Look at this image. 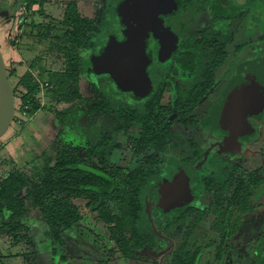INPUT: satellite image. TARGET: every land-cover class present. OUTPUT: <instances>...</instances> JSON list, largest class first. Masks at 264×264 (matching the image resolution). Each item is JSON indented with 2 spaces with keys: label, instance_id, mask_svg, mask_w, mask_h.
Masks as SVG:
<instances>
[{
  "label": "trees",
  "instance_id": "16d2710c",
  "mask_svg": "<svg viewBox=\"0 0 264 264\" xmlns=\"http://www.w3.org/2000/svg\"><path fill=\"white\" fill-rule=\"evenodd\" d=\"M48 1L1 3L13 10L24 8L21 24L29 31H21L11 45L19 41L36 47L27 52L33 59L21 51L28 68L24 62L7 68L9 81L20 102L18 112L28 118L50 112L70 131L83 126L86 141L67 144L60 129L56 149L44 150L33 159V163L42 161V166L27 172L11 163L8 172L0 170V242L18 252L0 254V264L14 258L35 264L39 254L31 219L41 222L49 247L57 249L65 247L67 234L84 221L86 212L105 227L114 244L113 254L131 262H149L147 253L153 251L163 254L158 262L153 260L155 264H220L230 251H242L234 242L243 233V218L263 208L264 198L258 204L254 201L264 191V170L252 173L236 166L226 181L203 175L198 180L199 195L210 199V206L202 210L189 207L183 214L168 215L161 210L153 189L160 180L154 171L160 155L193 163L203 154L206 147L195 135L200 133L199 112L206 102L200 103L222 72L231 69L226 68L228 48L235 37L219 34L186 42L182 47L196 53L191 80H176L178 72L169 68L153 88L152 81L139 72L116 70L117 64L103 54L109 35L116 31L115 19L120 20L116 7L122 0H109L104 13L95 18L83 16L78 2L72 1L65 5L61 20H54L43 9ZM34 4L42 8L31 15H43L44 23L26 24ZM162 39L164 49L171 51L174 38L164 34ZM95 55L101 62L91 59ZM87 66L97 82L84 86ZM168 84L174 89L170 88L173 96L166 103ZM121 137H129L132 157L144 161L124 175L114 161L125 148ZM209 219L212 226L206 231L201 225ZM261 243L264 246V240ZM254 252L242 253L249 257V264H264Z\"/></svg>",
  "mask_w": 264,
  "mask_h": 264
},
{
  "label": "rangeland",
  "instance_id": "374dc122",
  "mask_svg": "<svg viewBox=\"0 0 264 264\" xmlns=\"http://www.w3.org/2000/svg\"><path fill=\"white\" fill-rule=\"evenodd\" d=\"M72 1L78 2L83 16L95 18L97 14L101 15L104 13L108 0H50L44 4L43 9H45L46 13L54 20H61L64 15L65 5ZM244 1L245 0H239L240 3ZM2 2L3 0H0V50L5 59V63L7 68H11L13 63L24 62L27 66L26 68H28L29 63L26 61L21 51L26 53L25 56L33 59L35 58L34 55L28 54L27 52L32 50V52H34L36 47L31 44L20 43L19 41L15 42V46H12L10 43L14 37H17V35L19 36L21 31H29L28 28H25V24H21V15L24 12V8L18 6L13 10L8 7H3L1 5ZM25 3L26 2H24V5H26ZM41 8L39 4L33 5L31 13L28 14L26 24H31L33 21L38 24L44 23L43 15H31L33 12H39ZM192 13H194L193 19L186 21V23L183 17L180 19V29L184 34L209 27L208 13H205L204 16L197 11H193ZM13 14L14 17H12ZM245 14H247L245 19L239 24L236 41L229 47L230 49L228 48L229 53L226 68H231L234 64L242 65L249 60L264 57V44L259 42L260 37L264 35V0H255L250 5V11L247 13L245 12ZM115 21L119 22V19H115ZM46 23L49 24L50 21H46ZM115 28H117V26ZM199 39L200 37L198 40ZM236 46H241V49L236 50ZM182 52L183 50L176 52L175 59L178 58L181 60L183 58ZM167 59L170 61L172 57L168 56L162 59L165 65L168 62ZM42 65L44 66L45 62H43ZM191 65H194V60L191 62ZM183 69L180 70L181 74L179 78H189L191 73L186 71L185 67H183ZM90 71V67L87 66V73L83 76L84 86L97 82V78L93 76ZM234 72L235 70L232 71V73ZM230 76H228V79H230ZM15 82L16 80L14 83ZM170 99L171 93L167 91L166 103H168ZM41 101L45 104V99H41ZM19 103V100L16 99L17 121L12 124L8 133L0 140L1 172H8L11 169V163L27 172H32L33 167L42 166V161L33 163V159L41 156L44 150H49L48 152L51 153L53 149H56L58 130L60 129H62L66 135L67 144L83 145L85 143L86 137L82 132L83 126L70 131L68 128H63L58 119L47 111L40 112L28 118L24 114L18 112L20 110ZM210 105L211 103L208 102L205 104V107L201 108L199 114L201 119L204 120L201 122L200 133H195V135L198 136L200 144L206 148L216 142L220 143V145L217 146L216 149H213L211 146V152L203 157L201 162L192 170L190 179L192 183H196L198 188L197 193H200L202 190L198 180L203 175L213 176L220 181H225L236 166L244 171L250 172L258 169L257 172H261V168L264 170V108L260 115L246 118L248 124L254 130L248 127L247 132H242V134H239L240 136L236 137L234 140L231 134V121H223L222 124L219 119H210L211 117L205 118L208 115L209 107H211ZM206 108L208 109L207 112ZM77 111L79 112V108ZM99 127L100 124H96V128ZM220 130L224 133V138L221 142L218 140L220 138L216 136L217 134L220 135ZM185 137L188 139V136L185 135ZM128 138L129 137L120 138V142L125 148L116 155L114 160L116 165L123 169V175L144 163L142 160L143 158L135 159L132 157ZM149 155L151 156L152 153ZM181 166L182 165L177 162V160H173L167 155H160V163L154 170L160 179L153 188L159 200L158 207L170 215L183 214L186 209L185 207L190 206L195 199L194 191L190 189L191 183L190 185L188 183L190 179H188L187 187L184 186L185 182L181 179L183 174L180 172L183 169ZM172 172L177 173L175 175L176 182L168 181L167 178H165L169 177ZM172 187L177 188L174 193V199L172 194L170 195V188ZM183 188L190 191L188 192V197L191 199L187 198L188 201H186V197H183L184 194L181 196L179 193L185 192ZM258 194L259 200L254 201L255 204H258L264 198V191ZM262 203L264 204V202ZM210 204V199L201 197L198 194V198L191 206L197 210H202L208 208ZM79 205L80 207L82 206L83 210L85 209L83 207L84 203L80 202ZM85 214L86 217L84 221L78 227H75L72 232L67 234L65 247H58L57 249L49 247L46 238L47 230L42 226L41 222L31 219L32 235L39 254V256L36 257L35 264H106L107 262L109 264H155L163 255L162 253L156 255L155 252L148 251L147 254L152 258H150L149 262L142 261L137 263L122 259L119 255L113 254L114 244L109 239L103 224L90 212H86ZM243 219V233L241 237L239 236L234 242L242 251H230L220 264H249V257H246L247 255L244 256L242 252H247L248 249L259 250L261 247V243H258L260 239H258V237L264 236V205L261 210H257L254 214H251V216L244 217ZM201 226L206 231L210 230L212 219L205 221ZM251 238H254L256 241L249 240ZM51 249L54 252H52ZM28 252L31 253L30 251ZM11 253L18 252L15 250L9 251V247L5 243L0 242V254L8 256V254ZM64 258L67 259L66 262L63 261ZM153 260L155 262H153ZM23 262L21 258L20 260H16V258L5 260L6 264H22Z\"/></svg>",
  "mask_w": 264,
  "mask_h": 264
},
{
  "label": "water",
  "instance_id": "95a60500",
  "mask_svg": "<svg viewBox=\"0 0 264 264\" xmlns=\"http://www.w3.org/2000/svg\"><path fill=\"white\" fill-rule=\"evenodd\" d=\"M180 3L181 0H124L121 2L116 12L120 20L128 23L125 41L120 42L115 36H110L103 50L104 56L117 64L116 70L121 72L133 70L143 73L152 60L151 55L145 52L146 36L162 28V21L158 18L159 13L174 9ZM92 60L101 62L102 59L100 56H93ZM218 86L216 85L203 101ZM223 101L221 106L213 110L210 119H219L222 124L223 121L235 122L237 127L240 126V131L243 129L247 132L250 125L246 118L260 115L264 108V58L251 61L239 68L237 76L224 90ZM16 113L15 93L0 50V140L14 123Z\"/></svg>",
  "mask_w": 264,
  "mask_h": 264
},
{
  "label": "flooded vegetation",
  "instance_id": "af4514ba",
  "mask_svg": "<svg viewBox=\"0 0 264 264\" xmlns=\"http://www.w3.org/2000/svg\"><path fill=\"white\" fill-rule=\"evenodd\" d=\"M123 1L124 0H122L121 2H123ZM254 1L255 0H245L244 1L245 3L244 2L240 3L239 0H181V3L177 7H175L174 9L159 13L158 18L162 21V28L159 30H156L155 32L149 33L146 36V47H145L146 50H145V52L147 55H151L152 60H151L150 64L147 66L146 70L143 71V73H141V75L146 80L150 79L152 81L151 83H152L153 88L156 86L155 81L160 80L161 76L165 77V71H166V69L168 70L169 68H172L171 70L173 71V73L175 71L178 72L177 76H175L176 80L184 81V82L190 81L192 74L195 71V57H193V56L196 53H194L191 49L183 48L182 47L183 44H186V42L191 43L193 38L197 42H200L205 36H214V35L219 36V34L220 35H222V34L227 35L230 37L234 36L235 37V40L233 42V44H234L236 41V35L239 31V28H238L239 24L245 19L246 15H247V14H245V12L247 13L248 11H250V5ZM108 2H109V0L107 1V4H108ZM121 2H119L117 4V6ZM179 10H180V12H179ZM193 11H197L199 14H203V16L205 15V13H208L209 27L208 28H202V29L196 30L194 32H188L187 34H184V33H182V30L180 29V25H181L180 19H181V17H183L185 19V23L188 20L189 21L192 20L194 17V13H192ZM116 26H117V28H115L116 29L115 33L109 35V37L115 36L120 42H124L125 41V32L127 31L128 23H124L122 20H119V22H117L114 27H116ZM164 34H167V35L170 34L174 38V48L171 51H166L164 49L165 41L162 39V36H164ZM109 37H108V40H109ZM199 37H200V39L198 40ZM259 42L264 44V35L260 37ZM107 43H108V41H107ZM107 43H106V46H107ZM106 46L104 48H106ZM104 48H103V50H104ZM180 50H183V52H182L183 58L181 60H179L178 58L175 59L176 58V52H178ZM188 53H190V54H188ZM228 53H229V51H228ZM168 56L172 57V59L170 61L167 59L168 62L165 65L162 62V59H165ZM263 58L264 57H262L260 59H263ZM260 59L249 60V61L243 63L242 65L234 64L228 72L227 71L222 72L223 74H222L221 78L217 80V82L211 88V90L216 85H219V86L215 89V91L206 100H204V101L202 100V102L200 103V105L203 104L204 102L211 103V105H210L211 107H209V111L206 108L207 109L206 112L208 111V115L205 118L211 117L213 110L216 107L221 106L223 104L224 90L228 86V84L231 81H233V79L237 76L239 68L244 66L245 64L251 62V61H258ZM193 60H194V65L192 66L191 62ZM183 67H185L186 71H189L191 73L189 78H179L180 74H181L180 70H182ZM233 70H235L234 73H232ZM230 75H232V76H230ZM228 76H230V79H228ZM172 77L174 78V74H172ZM170 81L174 82L173 80H170ZM170 88L174 89L172 85L168 84L166 89H165V92H164L165 102L167 101L166 100V92L167 91H170L171 99H172L173 93L171 92ZM249 119H248V121H249ZM203 120H202V122H203ZM249 129L254 130L251 127ZM241 130L242 131H240V130L238 131V127L234 123H232L231 134H232V136L234 135V137H233L234 140L236 139V137L240 136L239 134L244 132L243 129H241ZM219 134L220 135L217 134L216 136H218L220 138L218 140L221 142V141H223V138H224L223 134L224 133L220 130ZM219 145H220V143H218V142H216L214 144L212 143L209 147L205 148V150H204L203 154L200 156V158L198 160L194 161L193 163H181V161L177 160V162H179L182 165L181 167H183V169L180 172L183 173L181 179L185 182L184 186L187 187V184L189 183V185H190V183H191L190 189H191V191H194L195 199L191 205H193L195 203V200L198 198V194H199V193H197L198 188H197L196 183L195 182L192 183L191 179H190V176L192 175V170H193V168H195V166L197 164H199L201 162L203 157H205L208 153L211 152L210 151L212 149V148H210L211 146L213 147V149H216L217 146H219ZM173 160H176V159H173ZM258 170H256V171L253 170L252 173L257 172ZM261 171H263L262 168H261ZM247 172H250V171H247ZM176 174L177 173L172 172V174H170L169 177H165V178H167L168 181L176 182V177H175ZM188 179H190L189 182H188ZM175 190H177V188H175V187L170 188V195L172 194L173 199H174ZM184 190H185L184 193H181V192H179V193L181 194V196H182V194H184L183 197H186V201H188L187 198H190V197H188V192H190V191L187 189H184ZM191 205L187 206L185 208L187 209L189 207H193ZM173 215H175V214H173ZM263 237L262 236L258 237V239L260 238L258 240V243H261L264 240ZM252 239L254 242L256 241L254 238H252ZM260 246H263L262 243L260 244ZM254 251H255L254 253H255L256 257L258 259H260L262 261V263H264V246L260 247L259 250H254Z\"/></svg>",
  "mask_w": 264,
  "mask_h": 264
}]
</instances>
